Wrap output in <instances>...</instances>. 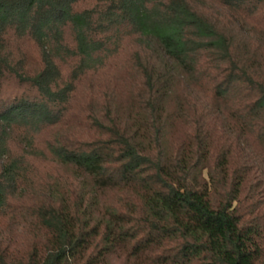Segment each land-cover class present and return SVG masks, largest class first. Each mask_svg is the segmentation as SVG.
Masks as SVG:
<instances>
[{"label":"trees","instance_id":"trees-1","mask_svg":"<svg viewBox=\"0 0 264 264\" xmlns=\"http://www.w3.org/2000/svg\"><path fill=\"white\" fill-rule=\"evenodd\" d=\"M131 37L139 88L77 115L82 79ZM51 129L68 176L37 181ZM112 255L264 264V0H0V264Z\"/></svg>","mask_w":264,"mask_h":264},{"label":"rangeland","instance_id":"rangeland-1","mask_svg":"<svg viewBox=\"0 0 264 264\" xmlns=\"http://www.w3.org/2000/svg\"><path fill=\"white\" fill-rule=\"evenodd\" d=\"M206 6L211 10L210 12L226 15V12L217 6H213L210 3L206 4ZM245 28L250 32L253 30V25L248 24ZM137 41L135 37L125 39L120 51L108 61L102 70L96 73H90L82 79L78 85V102L75 108L77 115H82L84 114V110L89 111L90 109L95 113L99 112L102 104L101 99L103 97H108L110 100L112 99L114 103L123 105L127 103L128 98L139 88L140 84L139 76L136 73L138 65L137 57L139 54L142 58L145 56L141 54ZM250 42L261 43L257 32H250ZM148 55L151 56L150 53H148ZM71 129L72 126L70 125L67 129L64 128L63 130L72 131ZM55 132L56 131L52 129L46 130L36 138L37 147L42 150L45 155L42 156V162H37L34 166V172L31 174L34 180L38 181L41 177L50 178L51 176H55L56 172L68 176L69 170L60 167L57 168L48 163L49 156L46 154L45 150H43L45 144L53 139ZM80 133L84 137L91 135L88 130L84 129H81ZM83 181L84 185L88 188L86 181L84 179ZM100 192L101 191H99V193ZM98 197L99 205H101L99 207V213L102 215L104 211L110 210L115 199L111 195V192L106 193V191H104L101 197ZM114 257L116 258L115 255L110 257V264H120Z\"/></svg>","mask_w":264,"mask_h":264}]
</instances>
